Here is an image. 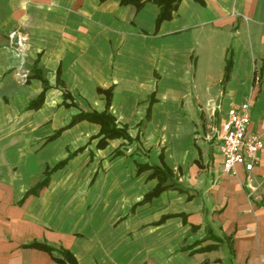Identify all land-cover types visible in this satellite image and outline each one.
Instances as JSON below:
<instances>
[{"label":"crops","instance_id":"0c3cea01","mask_svg":"<svg viewBox=\"0 0 264 264\" xmlns=\"http://www.w3.org/2000/svg\"><path fill=\"white\" fill-rule=\"evenodd\" d=\"M158 12L153 0H0V264H57L33 240L79 264H264V148L228 174L216 147L244 101L248 133L264 136V0ZM33 66L48 84L35 107ZM106 89L128 139L68 126L104 110Z\"/></svg>","mask_w":264,"mask_h":264},{"label":"trees","instance_id":"16d2710c","mask_svg":"<svg viewBox=\"0 0 264 264\" xmlns=\"http://www.w3.org/2000/svg\"><path fill=\"white\" fill-rule=\"evenodd\" d=\"M145 0H121L123 4H132L136 8H140ZM180 0H153L154 3L158 5L159 12L156 18V23H159L161 20L168 18L173 9L176 8L177 4ZM37 66V65H36ZM33 66L34 74L36 77L40 78L43 83V89L38 94V96L30 102V106H36L42 99L45 93V89L48 84L44 76L40 73H37V67ZM104 94L105 97V108L102 111H89V112H80L74 115L68 126L77 122L80 119H88L90 121L96 122L100 124L99 134L103 135V138H115V137H123L129 138V135L124 128H118L115 124L114 116L108 111L111 99V90H100ZM67 96V95H66ZM61 129L56 131L50 138H53L59 134ZM50 170H46L43 174V177L27 192V194L36 193L45 183L48 182L50 176ZM168 185H163L161 181L157 183V185L144 195L142 201H147L154 196H157L162 190L166 189ZM25 247H35L38 249H42L47 251L52 255V258L57 264H79L75 256L67 249L62 247H54L48 245L45 242L33 240L24 245Z\"/></svg>","mask_w":264,"mask_h":264},{"label":"built area","instance_id":"2783aa9c","mask_svg":"<svg viewBox=\"0 0 264 264\" xmlns=\"http://www.w3.org/2000/svg\"><path fill=\"white\" fill-rule=\"evenodd\" d=\"M250 105L247 101L227 109L222 124L223 133L217 136V151L221 156L222 169L228 174L236 173L240 165L250 172L258 163L264 148V136L257 132L248 133Z\"/></svg>","mask_w":264,"mask_h":264}]
</instances>
